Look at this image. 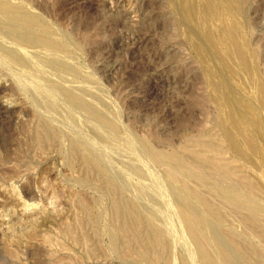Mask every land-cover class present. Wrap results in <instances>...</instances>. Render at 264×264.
I'll use <instances>...</instances> for the list:
<instances>
[{"label": "rangeland", "instance_id": "rangeland-1", "mask_svg": "<svg viewBox=\"0 0 264 264\" xmlns=\"http://www.w3.org/2000/svg\"><path fill=\"white\" fill-rule=\"evenodd\" d=\"M2 1L0 264H264V0Z\"/></svg>", "mask_w": 264, "mask_h": 264}, {"label": "bare ground", "instance_id": "bare-ground-1", "mask_svg": "<svg viewBox=\"0 0 264 264\" xmlns=\"http://www.w3.org/2000/svg\"><path fill=\"white\" fill-rule=\"evenodd\" d=\"M130 1V0H129ZM170 1V0H169ZM196 1V0H195ZM200 1V0H197V2ZM246 1V0H244ZM107 2V1H106ZM212 2L213 0H203V3H202V9L200 7H198V9L200 8L201 11H199V14L198 16H200V24H201V28L200 30L203 32L204 36L209 40L210 44H211V48L212 50L215 52L216 55H219L221 56L222 54V51H221V45H220V42H219V39H218V33L216 32V29H215V26L212 24V20H211V17L209 14H207V11L209 9V7L212 6ZM132 3V2H130ZM135 3V2H134ZM193 3V2H192ZM214 5V4H213ZM196 6V5H194ZM198 6V5H197ZM200 6V5H199ZM10 7L9 3L7 1H2L0 2V9H7ZM111 7V5H110ZM194 8V7H192ZM197 7H195L196 9ZM210 10V9H209ZM197 16V15H196ZM195 16V17H196ZM27 17L23 18L24 21L26 22H34L35 19H31V20H28L26 19ZM29 18V17H28ZM173 18V17H172ZM199 18V17H198ZM30 19V18H29ZM176 19V18H175ZM19 20V19H18ZM22 20V18H21ZM22 20V22H23ZM177 20V19H176ZM196 20L197 17H196ZM25 22V23H26ZM36 22V21H35ZM177 23V22H176ZM29 24V23H27ZM31 24V23H30ZM199 24V25H200ZM205 38V39H206ZM137 39V38H136ZM135 39V42H138V41H141L140 39L143 40V38H138L137 40ZM41 40V39H40ZM39 40V44L41 43ZM199 40V39H198ZM42 41V40H41ZM46 41V40H45ZM133 41V40H132ZM27 42V41H26ZM44 45V41H42ZM49 42V41H48ZM47 42V43H48ZM208 42V41H207ZM208 42V43H209ZM191 43L193 45V49L195 50L197 56H199V60L197 61L198 64H200L199 66L201 68H199L201 70V73L203 74V76L205 77V82H206V85L210 87L211 90L215 91L216 93H218V89H217V85H216V80L214 78L215 74H214V68L212 67V59L209 58L208 54L206 53V51L208 50H204L202 48V46H200L198 43L199 41L197 42L196 38H192L191 40ZM49 44V43H48ZM38 45V44H37ZM47 45V44H45ZM51 45V44H50ZM191 45V46H192ZM209 45V44H208ZM48 46V45H47ZM206 46V44H205ZM207 47V46H206ZM205 48V47H204ZM209 48V47H208ZM209 49V51H212ZM208 51V52H209ZM211 53V52H210ZM218 57V56H217ZM224 57H225V54H224ZM226 59H227V55H226ZM135 66V65H134ZM135 69V68H134ZM130 71V70H129ZM129 73V72H128ZM129 75V74H128ZM200 73L198 71H195V73L191 76L192 77V81H195V80H199L200 81ZM226 77V76H225ZM166 79V78H165ZM233 96V95H232ZM229 102V101H228ZM215 104V103H214ZM230 112V111H229ZM214 115V114H213ZM223 116V115H222ZM228 116V115H227ZM156 154L159 155V152L156 151ZM168 159L170 160L171 164H173L174 166V169L176 170H183L185 172H187L188 174H194L195 176H199L201 178H206V174L203 173L202 171H198L194 168V166H189V165H185V163L180 160L179 158H177L174 154H169L168 156ZM211 161V160H210ZM206 165H208L209 167H211L213 170H214V174L216 175V181L218 183H221V184H225L226 187L222 186V188L224 189V192L226 194V196L228 197V199H230L231 201H233V203L235 204V206H237L238 209L240 208H247L249 209V214H250V217L251 218H254V219H259L261 217L264 216V205L263 206H260V208H256L255 206H252L253 202H252V198L248 199H242V197L240 198V191L244 190V188L246 189V187H248L246 184H243V183H238V185H233L234 189H229L227 184H230V182H234V180L232 179V176L230 175V173H228L227 171L221 169L219 166L215 165V164H212L210 163L208 160L205 161ZM232 182V183H233ZM251 191V190H250ZM244 198V197H243ZM244 200V201H243ZM16 202V201H15ZM5 203V202H4ZM18 204V203H17ZM22 204V203H20ZM7 205V204H6ZM5 205V206H6ZM53 206V205H52ZM17 209V208H16ZM15 209V210H16ZM20 209V208H19ZM32 209V208H31ZM1 210V209H0ZM18 210V209H17ZM30 210V207H23L20 209V212L22 213H26L28 214ZM19 213V212H18ZM11 214V213H10ZM9 216V215H8ZM8 219H4V218H1L0 217V223H3L4 221H6ZM193 228V227H191ZM155 233V232H154ZM153 234V233H152ZM223 264H230L229 262L227 261H223Z\"/></svg>", "mask_w": 264, "mask_h": 264}, {"label": "clouds", "instance_id": "clouds-1", "mask_svg": "<svg viewBox=\"0 0 264 264\" xmlns=\"http://www.w3.org/2000/svg\"><path fill=\"white\" fill-rule=\"evenodd\" d=\"M38 205H36V204H29L28 205V207H30V208H34V207H37Z\"/></svg>", "mask_w": 264, "mask_h": 264}]
</instances>
